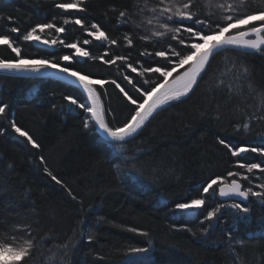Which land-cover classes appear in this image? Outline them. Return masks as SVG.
Returning a JSON list of instances; mask_svg holds the SVG:
<instances>
[{
	"label": "trees",
	"instance_id": "obj_1",
	"mask_svg": "<svg viewBox=\"0 0 264 264\" xmlns=\"http://www.w3.org/2000/svg\"><path fill=\"white\" fill-rule=\"evenodd\" d=\"M55 2L58 0H0V32H8L12 26L26 31L54 16L58 17V26L61 16L86 17L100 23L114 38L122 40L125 32L131 33L134 46L114 47V52L130 53V62L138 70L137 60L141 64L159 62V58L152 61L151 57L140 56L141 52L167 48V38L153 37L151 42L139 39L151 34L146 20L157 0H86L85 13H65L55 8ZM217 2L194 0L192 10L208 15L215 11L210 5ZM246 4L264 8V0H246ZM121 10L127 11L128 20L118 28ZM9 16L16 20L15 25L7 20ZM66 29L61 36L67 42L87 38L79 26L70 24ZM20 43L31 57L55 51ZM85 47L96 55L104 51L99 41ZM71 51L60 49L58 54ZM13 56L6 46H0V57ZM73 67L92 78L122 80L115 67L100 61ZM128 72L136 78L135 73ZM105 88L108 97L104 102L123 120L128 109L119 90L111 85ZM68 94L75 95V89L50 78L0 76V100L10 104L18 124L42 145L37 151L16 134L0 137V242L13 235L17 243L34 239L28 264H124L130 245L149 244L154 264H264V231L251 233L249 238L247 220L228 222L229 215L233 218L231 210L207 235L201 231L206 225L199 223L206 215L204 209L200 217L173 212L176 202L199 198L202 181L209 175L223 176L237 170L238 158L232 157L218 138L234 145L264 146L259 140L264 136V115L255 114L257 105L264 108V56L219 54L190 99L150 119L140 135L125 145L128 155L139 156L137 171L131 177L128 169L117 171L111 162L115 154L97 138V132L83 128L81 112L68 111L63 100ZM243 123H249V129L241 127L237 132L236 125ZM243 159L256 162L259 157L249 152ZM45 167L63 182V187L45 174ZM219 202L216 197L214 204ZM248 206V221L264 228V207L259 202ZM180 221L187 229L179 227ZM133 227L149 236L128 231ZM26 228L31 237L23 231ZM88 235L92 236L90 242Z\"/></svg>",
	"mask_w": 264,
	"mask_h": 264
},
{
	"label": "snow or ice",
	"instance_id": "obj_2",
	"mask_svg": "<svg viewBox=\"0 0 264 264\" xmlns=\"http://www.w3.org/2000/svg\"><path fill=\"white\" fill-rule=\"evenodd\" d=\"M54 6L65 13L69 10L79 13L87 11L86 0H58ZM194 7V0H157L148 10L146 25L152 31L150 35H142L139 39L151 42L153 37L167 38V48L154 52L145 49L141 52L140 56L151 57L152 61L159 58V62L153 64L151 61H145L141 64L137 60L135 63L139 64V70L130 62V53L122 55L114 52V47L123 45L131 49L134 46L130 32H125L120 40L109 34L100 23L89 21L86 17L61 16L59 19L62 23L58 26V17L54 16L51 21L36 23L26 31L19 26H12L8 32H0V46H6L14 54L12 59L0 57V73L8 74L12 78L55 76L67 80L76 92L75 95L63 96L68 111L75 109L81 112L83 128L99 133L102 143L115 152L111 162L117 171L128 169L127 175L131 177L132 173L137 171L139 156L128 155L125 145L140 135L150 119L167 108L190 99L219 54L239 52L264 56V8H251L247 6L246 0H218L214 5H210L215 11L203 15L194 12ZM7 20L13 25L16 24V20L11 16L7 17ZM127 20V11H119L117 27L126 24ZM70 24L79 26L87 38L67 42V38L61 34L66 33V26ZM9 32L19 35L12 37ZM52 34L55 38H49ZM20 41L39 44L46 50L55 51L46 56L31 57L24 53ZM95 41L101 42L104 49L100 55L85 47ZM60 49L72 51L58 54ZM87 61H100L104 65L115 67L122 80L92 78L73 67L74 64ZM179 69L183 70L178 71ZM128 70L136 74L135 79ZM105 85L118 89L127 105V115L123 120L118 119L116 110L104 102V98L108 97ZM249 126V123L238 124L236 131L239 132L241 127L247 131ZM10 133L23 138L32 149L39 151L42 148L41 143L18 124L10 104L0 100V137ZM259 140L260 144L264 145V136ZM218 143L227 149L232 157L238 158L235 162L237 170L228 171L223 176L209 175L202 181L199 198L176 202L173 208L174 214L175 210H179L182 214L195 213L197 217L202 215L200 210L204 209L206 215H202L199 223L206 225L201 229L205 235L221 221L227 210H231L235 222L250 218V203L259 202L264 207V146L234 145L223 138H218ZM249 152L256 154L259 159L256 162L245 161L243 157ZM40 161L44 163L42 156ZM44 172L57 185L64 186L47 167ZM216 197H219L221 202L214 204ZM261 225L264 227V221ZM179 227L187 229V225ZM23 231L31 237L30 229ZM128 231L149 236L148 232L134 227ZM228 235L231 237V232ZM249 238H252V234ZM87 240L90 242L92 236L88 235ZM34 246L35 241L31 238L17 243L14 235L11 238L5 237L0 242V264H28ZM152 251L150 244L147 247L130 245L124 264H154Z\"/></svg>",
	"mask_w": 264,
	"mask_h": 264
},
{
	"label": "bare ground",
	"instance_id": "obj_3",
	"mask_svg": "<svg viewBox=\"0 0 264 264\" xmlns=\"http://www.w3.org/2000/svg\"><path fill=\"white\" fill-rule=\"evenodd\" d=\"M183 69H179L178 71H182ZM176 73L174 72L173 73V75H175ZM5 75H7V74H5ZM5 75H3V74H1L0 73V76H5ZM7 76H9V75H7ZM38 78H43V77H38ZM38 78H31V79H38ZM171 78V77H170ZM169 78V79H170ZM25 79H27V78H25ZM45 79H48V78H45ZM51 79V78H50ZM57 81V80H56ZM59 82V81H58ZM62 82V81H61ZM263 114L264 115V108L263 107H261V106H259V105H257L256 106V108H255V114L257 115V114ZM96 132V131H95ZM96 136H97V138H99L100 140H101V138H100V135H99V133L97 132L96 133ZM102 142V141H101ZM109 148V147H108ZM110 149V148H109ZM110 152L112 153V154H115V153H113V151L112 150H110ZM218 199H219V197H218ZM178 216H180V215H178ZM232 216L231 215H229V219H228V222L229 221H232ZM261 222V221H260ZM179 225H184V223H182L181 221L178 223ZM244 224V223H243ZM246 224H247V230L246 231H248L250 234L252 233V234H262L263 233V231H264V228H258V227H255V225L253 224V222H251L250 223V221H246ZM231 226H232V224H230ZM189 227V226H188ZM264 234V233H263Z\"/></svg>",
	"mask_w": 264,
	"mask_h": 264
},
{
	"label": "water",
	"instance_id": "obj_4",
	"mask_svg": "<svg viewBox=\"0 0 264 264\" xmlns=\"http://www.w3.org/2000/svg\"><path fill=\"white\" fill-rule=\"evenodd\" d=\"M1 74H3V75H5V73H1ZM8 75V74H7ZM34 78H38V77H34ZM43 78H51V79H53V80H57V81H62V82H64V83H67L68 84V82H67V80H61V79H58L57 77H55V76H46V77H43ZM171 79V78H170ZM219 200H220V198H219Z\"/></svg>",
	"mask_w": 264,
	"mask_h": 264
}]
</instances>
